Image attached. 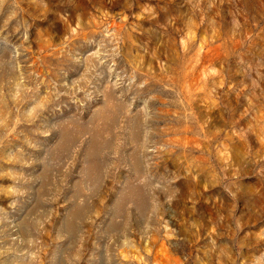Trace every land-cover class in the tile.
<instances>
[{
    "label": "rangeland",
    "instance_id": "374dc122",
    "mask_svg": "<svg viewBox=\"0 0 264 264\" xmlns=\"http://www.w3.org/2000/svg\"><path fill=\"white\" fill-rule=\"evenodd\" d=\"M0 264H264V0H0Z\"/></svg>",
    "mask_w": 264,
    "mask_h": 264
},
{
    "label": "bare ground",
    "instance_id": "6f19581e",
    "mask_svg": "<svg viewBox=\"0 0 264 264\" xmlns=\"http://www.w3.org/2000/svg\"><path fill=\"white\" fill-rule=\"evenodd\" d=\"M4 255V254H3ZM5 256V255H4ZM5 260V259H4ZM4 262V261H3ZM5 263V262H4Z\"/></svg>",
    "mask_w": 264,
    "mask_h": 264
}]
</instances>
